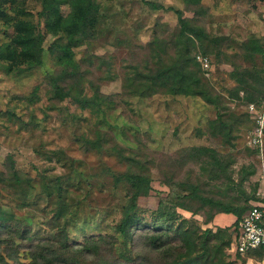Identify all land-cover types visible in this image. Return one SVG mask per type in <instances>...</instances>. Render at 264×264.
I'll list each match as a JSON object with an SVG mask.
<instances>
[{
	"label": "rangeland",
	"instance_id": "1",
	"mask_svg": "<svg viewBox=\"0 0 264 264\" xmlns=\"http://www.w3.org/2000/svg\"><path fill=\"white\" fill-rule=\"evenodd\" d=\"M16 2L31 15L45 42L41 66L8 72L0 60V208L11 216L6 231L11 237L0 251L23 246L20 258L29 260L32 248H58L64 234L74 252L91 238L114 237L116 257L124 252L130 258L146 257L147 264H166L165 255L151 257L117 233L129 189L115 184L114 173L130 171L150 180L151 191L137 200L134 220L150 229L172 227L167 233L171 258L183 250L182 237L174 233L178 228H217L204 223L208 209L192 199L191 186L203 198L231 201L237 208L250 204L259 174L245 147L251 124L237 94L243 90L255 97L264 91V0H94L100 13L89 36L69 39L45 34L39 0ZM146 2L163 9L153 11ZM2 7L14 15V3ZM61 9L65 16L71 12L69 6ZM176 11L203 36H181ZM13 33L0 21V45ZM253 40L261 54L249 53ZM66 43L77 74L60 63L54 49ZM183 48L191 60L209 57L212 75L202 84L210 102L165 91L131 96L123 90L136 72L154 75ZM63 70L68 76L73 71L64 89L76 88L78 95H73L81 99L97 96L99 109L80 107L73 97H55L50 76ZM98 134L108 143L93 149L87 141ZM200 148L214 150L215 158L194 151ZM117 151L134 162L122 161ZM164 210L168 216L158 218ZM225 228L227 240L232 226ZM74 252L59 255L70 261ZM224 255L226 264H246L232 248Z\"/></svg>",
	"mask_w": 264,
	"mask_h": 264
},
{
	"label": "trees",
	"instance_id": "2",
	"mask_svg": "<svg viewBox=\"0 0 264 264\" xmlns=\"http://www.w3.org/2000/svg\"><path fill=\"white\" fill-rule=\"evenodd\" d=\"M41 4L40 19L44 18L45 34L53 36H63L65 39L71 37H88L91 29L98 21L100 8L94 0H39ZM263 1V0H261ZM13 4L16 6L11 9L14 12L13 16L8 14L7 8L2 7L4 4ZM146 5L150 6V9L157 11L163 9L162 6L156 5L153 2H146ZM63 6H69L71 12L65 16L62 12ZM178 17L180 25V35L186 36L194 35L197 38L203 36L202 32L193 29L189 26V23L183 17L180 11L175 12ZM31 16L25 9L21 7L16 0H0V21L4 25L12 27L14 33L7 43L0 45V60L7 63V71L12 72L15 70L32 69L34 67L41 66L43 63V51L45 35L37 29V26L32 22ZM258 41L253 40L248 44L250 45V54H261L263 52L261 46L258 45ZM54 49L58 52V58L61 64L69 66L70 71L73 70L78 73V67L73 63V52L69 44L54 45ZM200 56L209 57L205 54ZM210 62V68L204 70L202 64L193 58L189 59L186 48L182 49V52L177 54V58L170 63H166L155 72L154 75H141L136 72L134 78H128L123 84V90L130 93L131 96L150 97L160 91H165L172 96L184 95V96H197L205 102H210L209 92L204 88L202 84L203 80L208 81L212 75V65ZM194 63V64H193ZM191 65L196 66V72L191 71ZM70 72L63 70L59 74H53L50 76V85L53 89L55 97L64 99L67 97H73V101L80 107H101L100 99L95 96L92 99H81L73 95L76 93L72 86L68 90H65L62 86L63 82L68 81L71 78ZM245 88V87H241ZM124 92V91H123ZM126 94V93H125ZM72 95V96H71ZM78 95V94H77ZM238 99L245 105V109L248 104L258 103L264 97V91L260 96H248L243 90H239ZM252 126V121L248 117ZM224 125L223 122H220ZM251 130H247V133ZM246 133V134H247ZM104 134H98L94 141H87L89 147L93 149H100L108 141L104 140ZM245 147L254 155V165L256 168L260 166V162L256 159L255 150ZM194 151H200L201 153H210L215 158V151L207 148L194 149ZM123 151H117V155L122 161L134 162L133 158L124 154ZM215 160V159H214ZM217 163H219L217 161ZM115 184H126L129 191V202L124 209L122 219L117 226V233L128 242H133L134 248L145 251V254L156 257L159 253V258H164L167 261L166 264H226L224 259L225 249H231L236 239L237 225L241 218L251 208L252 204L260 201V197L257 192L260 187L258 182H255L254 191L252 196L248 198V206L241 208L235 207L234 202H225L221 200H211L199 196L198 189L192 187V199L199 201L201 206L207 207L208 211L205 217V224H212L217 215H232L236 218L232 226L231 238L227 239V232L229 228L217 227L215 231L210 228L200 232L199 230L181 231L180 228L174 233L177 236H181L182 252L173 258L170 257V246L168 242L167 233L169 226L164 229L161 226L156 228H149L148 226L140 225L134 220L135 210L137 209V200L140 197H146L151 191L150 180L144 176L136 173L127 172L123 174H113ZM14 181L18 182V185L22 184L17 177H14ZM59 185V182H58ZM61 185L57 188V195L60 197ZM252 203V204H251ZM159 211V210H158ZM157 213V212H156ZM168 211L158 213V218L162 219L168 216ZM11 216L0 208V245L9 236L7 230H10L8 222ZM229 227V226H228ZM64 233H62L63 235ZM23 242L27 241V236L21 235ZM12 239V238H10ZM63 241L59 243V247H34L31 250L29 260H22L19 255V251L23 246H18L16 251H0V264H129L131 261L135 264H147L146 257L142 255H136L135 258H130L126 253H118L116 257L113 253L115 238L114 237H99L91 238L86 241L83 246H80L76 252L75 247L70 246L67 243V236L64 234ZM25 247V246H24ZM59 251L74 252V255L70 261L63 259L59 255ZM88 254L91 258H85ZM58 256V257H57ZM242 258V257H241ZM243 263L257 262L262 263L264 260V246H260L256 249L250 250L244 257ZM121 260V261H119Z\"/></svg>",
	"mask_w": 264,
	"mask_h": 264
},
{
	"label": "built area",
	"instance_id": "3",
	"mask_svg": "<svg viewBox=\"0 0 264 264\" xmlns=\"http://www.w3.org/2000/svg\"><path fill=\"white\" fill-rule=\"evenodd\" d=\"M204 70L210 68L209 59L197 56ZM248 117L252 121L251 130L246 137V146L255 150L260 166L257 168L260 184L258 196L260 201L252 204V208L244 214L237 225L236 239L232 245L235 255L242 258L253 249L264 246V97L258 103L248 104ZM264 263V260L263 262Z\"/></svg>",
	"mask_w": 264,
	"mask_h": 264
},
{
	"label": "crops",
	"instance_id": "4",
	"mask_svg": "<svg viewBox=\"0 0 264 264\" xmlns=\"http://www.w3.org/2000/svg\"><path fill=\"white\" fill-rule=\"evenodd\" d=\"M236 218L232 215H217L211 224V226L215 227H226L234 224Z\"/></svg>",
	"mask_w": 264,
	"mask_h": 264
}]
</instances>
